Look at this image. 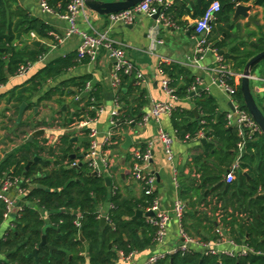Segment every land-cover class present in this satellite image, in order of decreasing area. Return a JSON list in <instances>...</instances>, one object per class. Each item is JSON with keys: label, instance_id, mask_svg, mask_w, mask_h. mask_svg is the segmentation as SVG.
<instances>
[{"label": "trees", "instance_id": "trees-1", "mask_svg": "<svg viewBox=\"0 0 264 264\" xmlns=\"http://www.w3.org/2000/svg\"><path fill=\"white\" fill-rule=\"evenodd\" d=\"M43 1L55 14H62L71 0ZM212 1L200 0L199 5L196 0H175L165 10V16L175 26L192 31V25L183 17L199 18ZM217 1L220 10L203 46L214 50L229 46L228 53L221 55L222 64L240 73L246 62L264 49V24L259 32L251 34L255 37L252 43L240 41L237 31L241 26L230 20L237 0ZM249 1L262 8L264 20V0L245 2ZM51 31V26L23 7L20 0H0V85L14 77L21 66L36 62L45 54L44 45L28 43L31 34L39 39H53ZM221 34L225 35L218 39ZM88 60L80 57L77 51L54 57L25 82L0 94V97L5 95L14 103L16 119L20 105L25 103V110H30L32 98L43 85ZM160 69L168 78V87L173 94L178 98L189 96L195 84L191 70L175 63L161 65ZM127 77L120 76V86L116 91L120 108L112 128L117 132L133 127L144 116L143 94L139 88L128 85ZM88 79L89 76L63 79L39 97L37 103L50 100L55 95L60 100L64 96L75 97L77 92L84 90ZM227 83L235 89L234 98L239 107L247 111L240 91V78L230 76ZM101 101L102 88L95 85L86 96L76 101L70 116L71 123L96 118L102 107ZM194 105L196 116L181 106H175L170 112L176 138L181 141L198 140L203 150L191 159L189 173L192 176L178 178L179 198L186 203L189 217L195 224L192 233L185 218L188 214L184 215L185 230L191 236L194 233L200 236L196 229L205 221L209 238L216 239L215 220L208 212L222 210L220 224L225 234L238 244L244 243L253 253L228 257L191 250L174 253L156 264H264V135L254 133L245 139L238 169L234 170L235 178L227 183L224 176L237 157L241 137L236 128L227 125L226 114L219 112L215 99L201 93ZM69 123L70 119H65V124ZM46 124L44 121L21 120L14 129L19 135H25ZM88 132V128L82 131L85 150L89 148ZM115 140L111 139V142ZM73 144L71 136L62 135L55 149L48 152L49 157L43 158L44 148L41 149L39 142L33 139L11 149L0 159V178L5 174L19 177L20 186L25 189L21 197L24 205L15 214H10L9 224L3 230L6 203L0 198V264H113L119 251L128 255L154 244L156 227L148 222L149 218L133 219L135 210L145 211L152 196H146L142 191L139 198H125L112 187L111 181L106 184L104 175L93 174L87 162L71 165L79 152ZM107 148L111 149L112 145ZM71 155L75 157L71 158ZM36 156L39 159L33 161ZM35 176L38 177L34 179ZM32 183L50 190L30 189ZM105 201L110 202V208L107 220L101 226L98 206ZM42 237L44 244H41ZM201 238L206 240L208 237ZM34 250L35 255L32 254ZM83 251L85 254H81Z\"/></svg>", "mask_w": 264, "mask_h": 264}, {"label": "crops", "instance_id": "crops-1", "mask_svg": "<svg viewBox=\"0 0 264 264\" xmlns=\"http://www.w3.org/2000/svg\"><path fill=\"white\" fill-rule=\"evenodd\" d=\"M103 1L109 2L113 0ZM174 1L175 0H168L170 4H173ZM239 1L245 6H250L248 14L253 17V20H247V18L243 16H239L234 19V13L230 17V20L234 24L241 26V28L237 31V34L240 37L239 40L252 43L255 40V37L251 34L253 32H259L264 24V20L262 18V8L254 5L251 1ZM196 2L200 5V0H196ZM20 4L28 9L33 15L42 18L46 23H48L52 28V31L50 32L51 35L55 34L62 36L64 34L68 25L67 22L64 19H61L57 14L43 13L39 6V0H20ZM183 19L187 20L193 28V22L195 19H192L189 16H185ZM77 23L79 28L87 32H91L92 29L97 31H106L110 38L122 44L126 57L134 65L135 69L142 74L140 83H137L134 75H128L127 82L129 86L137 87L141 90V94H143V98L145 100V104L142 107V112L145 116L148 115L155 102H164L168 100V96L161 86V81L163 79V75L159 70L161 66V58L168 59L170 61L169 64L175 63L187 67L195 76V80L199 78L202 81L201 85L197 87L195 91H190L189 96L185 98H178L174 101L175 106H181L185 109H189L193 111L196 116V112H194L196 109L194 105L195 99L198 98L201 93H204L205 95L215 99L220 113L226 114L231 110L229 106V103H231V97L229 94L218 84L211 82V78L214 76L213 72L198 69L192 64L197 57L196 48L199 41V37L193 30L189 31L187 27L179 26L160 27V24L157 21L145 14H139L136 16L135 21L131 24L126 25L117 23L112 25L109 22L108 16H101L87 9H85L84 14H80L78 16ZM224 35L225 34L219 35L218 39L223 38ZM52 38L53 39H39L35 35L34 37L30 36V41L28 42L29 44H31L34 40H39L40 45H44L45 47V54L42 56V61L35 64L32 71L26 78H19L15 76L11 77L0 90V94L7 92L14 86H18L25 82L26 79L32 75V73L38 70L48 60L77 51L80 44V37L76 34L71 35L62 42H57L54 36ZM223 48H225V52L223 54L228 53L229 46H225ZM219 50H214L212 48L207 49L203 53V58L200 60V63L203 66L213 67L216 64L217 57L219 56ZM112 72L113 63L108 57L106 51L101 48L98 51L95 60H88L87 63H79L77 66L66 71L58 79L43 85L41 91L32 98L31 102L33 106L31 109L24 110L21 120H27L30 122L44 121L47 123L45 126L38 127L43 129L44 133L33 138L39 142L41 149L44 148V151L41 153L43 158L49 157L48 152H52L55 149L59 142V138L62 135H69L73 140L74 147L79 150L75 161L77 163L86 162L85 157H79V154L86 152V150L82 147V143L85 141L82 133L84 129L77 125L78 122L74 124L71 123L72 117L70 116L75 109L76 101H80L89 91L86 92L84 88L83 91L77 92L76 95L79 96V99H76V96H64L62 100H60L57 95L53 96L50 100H43L38 103L37 99L47 90L55 87L63 79L73 76H89V79L86 81V84L89 85V90L95 85H100L102 88L101 106L103 108V112L98 116L95 122L90 124V126L96 130L95 140L98 144H102L107 139L110 141L111 139H117L111 144L112 148L110 153L113 160L112 172H104V176H109L110 181L112 182V187L117 188L123 197H141V184L132 179L130 175L132 160L129 154L133 148L149 149L151 159L146 164L145 169L147 172L155 175L156 182L154 185V194L160 201L161 206L170 211L174 200L179 197L178 189L175 188L173 182V168H176L177 176L180 179L192 176L191 173H189V169L192 166L191 159L197 157L203 152L199 144L200 141H181L176 138L169 114L161 115L159 120L148 117L146 120H141L140 122L134 124L133 127H130L122 132L113 130L110 125V112L114 108V98L117 90L115 91L112 86ZM262 72H264V63L256 66L253 70L252 75L254 78L251 80L255 82H251L250 87L256 103H258L264 114V73ZM258 73H261L262 75ZM164 76L166 75L164 74ZM191 92H195V94L192 95ZM255 93L258 95V101L254 96ZM80 104H82V102ZM14 111V103L12 101H8L7 97L2 95V97H0V126L1 123L5 124L6 121L11 119V117L9 118V115L12 113V115H14L12 118L14 134L12 132V134L8 135L6 132H9V130L5 131L3 128L0 130V159L5 155V153L25 142L28 134L35 130L28 131L25 135H19L14 129L15 124L18 122L17 118L15 119ZM67 118L70 119V123L68 125L65 124V119ZM161 129L174 137L173 165L167 162L162 144L158 139V132ZM124 134L131 139L130 146L126 145V137ZM20 136H25V140L16 144ZM201 139H203L202 135ZM74 157L75 155H73V157L71 156V158ZM209 163H211V160ZM21 197L22 196L17 195L14 197L15 208L13 209L12 214H15L22 207L18 206V202H23ZM208 200L211 199L208 198ZM109 208L110 202L108 201H105L98 206V211L101 214L100 218H106ZM188 212L187 208L185 215H187ZM208 215L212 216L209 212ZM185 218L188 220V225L190 224L189 226L191 232H194V220L189 217V214ZM8 224L9 220L6 219L1 230L5 229ZM205 226L206 223L204 221L201 224V227L197 228L196 231L200 236L208 237L207 239H209L210 232ZM215 227H217L216 220ZM179 243L180 238L178 236V227L176 221L171 219L168 224L164 240L161 243H154L152 246L147 247L142 251L135 252L132 259L137 264H143L151 254L170 250L171 248L176 247ZM221 247L226 248L228 246L221 245ZM81 254H85V251ZM113 264H124V261L120 257H117L113 261Z\"/></svg>", "mask_w": 264, "mask_h": 264}, {"label": "built area", "instance_id": "built-area-1", "mask_svg": "<svg viewBox=\"0 0 264 264\" xmlns=\"http://www.w3.org/2000/svg\"><path fill=\"white\" fill-rule=\"evenodd\" d=\"M246 1V0H242ZM240 1H237L236 5ZM168 0H142L133 7L126 10L119 11L114 14L108 15L110 24H131L135 21L136 16L139 14H145L152 16L158 13L157 22L167 27H175V25L170 22L165 16V10L170 6ZM39 6L43 13L45 14H55L43 0H39ZM84 0H71L67 5L66 11L62 14H57L61 19L67 22V28L62 36L55 35L54 38L57 42H62L64 39L76 34L80 37V44L77 49V53L80 57H87L90 61L95 60L98 51L102 48L106 51L108 57L113 63L112 72V86L115 91L119 88L121 75H134L137 83H140L142 79L141 72L137 71L131 61L126 57L123 46L120 42L115 41L107 35L106 31H97L92 29L91 32H87L79 28L78 26V16L84 14L85 12ZM220 10V3L214 0L209 3V5L204 9L202 15L195 19L193 22V31L199 37V41L196 48V59L192 62L194 66L201 70H208L213 72L214 76L211 78V82L218 84L223 90H225L231 97V104L233 110L226 113L227 125L237 129L238 136L241 137V141L238 143V154L234 162L232 163L230 170L225 174L224 180L229 183L234 180V170L238 169V163L241 153L244 148V141L247 137H251L254 133H261L258 125L255 123L253 118L250 116L248 111L239 107L237 101L234 98L236 93L235 89L227 83V79L230 76L240 78L241 72H234L222 64L221 55L216 59V64L213 67L203 66L200 60L203 58V53L211 48L204 47L206 42V36L210 33L212 28V23L216 19V13ZM34 37V34H31ZM43 57H40L36 62H27L25 65L21 66L15 77L26 78L36 63H40ZM170 61L166 58H161L160 65L169 64ZM160 70L163 75L161 81V86L168 96V100L164 102H155L148 115H144L141 120H146L151 117L155 120H159L160 116L163 114H169L175 107L174 101L178 97L173 94V90L168 87L169 80L164 73ZM254 76H251L253 79ZM201 79L197 78L195 84L191 87L192 91H195L197 87L201 85ZM4 87V84L0 85V90ZM85 91H89V85L86 84ZM76 99L79 96L76 95ZM120 103L118 102L117 96L114 98V108L110 112V125L113 127L115 125V117L119 113ZM103 112L101 107L97 111V116L94 119H84L78 122L80 128H88L89 148L85 152V159L91 168L92 172L96 174L104 175V172H110L109 169L112 167L113 160L111 158V149L107 147L112 144V142L107 139L102 144H98L95 140L96 130L90 126L92 122H95L98 116ZM158 139L160 140L163 152L165 154L166 160L169 164L173 165L174 154H173V142L174 137L164 130H159ZM131 154V178L139 182L142 187L143 194L146 196H152L148 206L145 211H151L152 216L147 218L148 222L156 227V232L154 235V243H161L167 232V227L171 219L176 221L178 227V236L180 238V243L171 248L170 250L164 252H158L151 254L143 264H156L158 261L174 254L177 252H187V251H198L203 254L218 255V256H228L236 257L240 255H245L247 252L253 253L250 248H248L244 243L238 244L230 239L224 232L221 224L220 217L222 210H217L210 213L217 222V227L215 231L218 234L216 239H197L185 230L183 220L184 215L187 210L186 203L179 197L174 200L172 208L169 210L164 209L156 195L154 194V185L156 182L155 175L153 173L147 172L145 167L148 161L151 159V153L147 148H133L130 152ZM71 165L76 166L77 162H73ZM21 179L19 177H13L11 175L5 174L0 178V192L10 194L14 192V197L22 196L25 194V189L20 186ZM173 182L175 188L178 189V176L176 168H173ZM0 198L6 203V211L3 214L4 221L9 219L10 214L15 208V200H9L4 195L0 194ZM15 199V198H14ZM106 219V218H105ZM107 220V219H106ZM78 226V223L76 222ZM220 225V226H218ZM221 245H227L228 247H221ZM221 247V248H220ZM134 253L124 255L123 252H118V257H120L124 264H137L133 261ZM260 254V253H259ZM264 254V253H263Z\"/></svg>", "mask_w": 264, "mask_h": 264}, {"label": "water", "instance_id": "water-1", "mask_svg": "<svg viewBox=\"0 0 264 264\" xmlns=\"http://www.w3.org/2000/svg\"><path fill=\"white\" fill-rule=\"evenodd\" d=\"M142 0H113V1H103V0H84V4H85V8L87 10H90L98 15L101 16H108L110 14H114L117 13L119 11H123L126 10L130 7L135 6L136 4H138L139 2H141ZM239 1V0H237ZM250 10V6H245L242 3H239L236 5L235 10H234V19L239 17V16H243L245 18H247V20L252 21L253 17L251 15L248 14V11ZM151 18L155 21H157L158 19V13L154 14L151 16ZM160 27H163L162 24H160ZM32 45L34 46H40V41L39 40H34L31 42ZM225 52V48H222L218 51L219 55H222ZM262 61H264V49L258 53H256L254 56H252L245 64L242 72H241V76H240V91L243 97V101H244V105L248 111V113L250 114V116L253 118V120L255 121V123L258 125L261 133L264 135V114L261 111V109L259 108V106L257 105L253 94L251 93V76H252V72L255 69V67L261 63ZM191 94H195V92H191ZM230 109L233 110V106L231 103H229ZM26 104L22 103L19 107V113H18V117H17V121L19 122L22 118L23 112L25 110ZM195 112V110H194ZM44 133V130L41 128H37L34 131H32L30 134H28V137L26 139V141H32L33 138L37 135H42ZM124 136L126 137V145L130 146L131 144V139L124 134ZM115 137V136H114ZM75 139V138H74ZM202 141H204V139H202ZM73 157V155H71ZM80 158L85 157V152H82L81 154H79ZM39 159V157H34L33 161ZM30 165V162L26 165V169L28 168V166ZM93 174H95V172H93ZM38 177L35 176L34 179ZM104 180L106 181V184L109 185L110 183V178L109 176H105ZM30 189H43L46 191H49V188H46L45 186L38 184V183H34L30 186ZM0 194L4 195L5 197H7L9 200H14V192L10 193V194H6V193H1ZM18 206H23V202H18ZM64 211V210H62ZM149 217L152 216V212L151 211H147V212H143L140 209H136L133 215V219H137L139 217ZM105 222V218L101 217L100 218V224L103 225V223ZM82 239V238H81ZM45 243V239L44 237H42V241L41 244ZM36 250H34L32 252L33 255H35ZM170 261H172V256L170 257Z\"/></svg>", "mask_w": 264, "mask_h": 264}, {"label": "rangeland", "instance_id": "rangeland-1", "mask_svg": "<svg viewBox=\"0 0 264 264\" xmlns=\"http://www.w3.org/2000/svg\"><path fill=\"white\" fill-rule=\"evenodd\" d=\"M262 63H264V61H262L261 63H259L257 66H259V65H262ZM262 73H264V72H262ZM258 74H261V73H258ZM262 75V74H261ZM259 77H261V76H259ZM251 82H255V81H252L251 80ZM259 82H261V81H259ZM262 84V83H261ZM262 86H263V84H262ZM254 96H255V98H256V100L258 101V95L255 93L254 94ZM27 116V115H26ZM11 117V119H9L8 121H6V123L5 124H2L1 123V126H0V130H2V128L6 131V130H9V132H6L8 135H10V134H12V132H13V134H14V131H13V117H14V115H12V113L9 115V118ZM9 125H10V127H9ZM25 136H20L19 137V140H18V142H16V144H18V143H20L21 141L23 142L25 139ZM12 141V140H11ZM212 217V216H211ZM193 237H195V238H197V239H201V236H198L197 234H193Z\"/></svg>", "mask_w": 264, "mask_h": 264}]
</instances>
